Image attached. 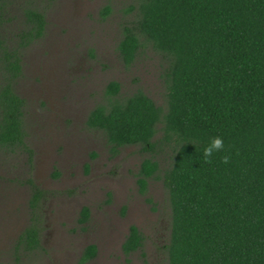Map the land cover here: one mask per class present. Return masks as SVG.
Here are the masks:
<instances>
[{"label": "trees", "instance_id": "16d2710c", "mask_svg": "<svg viewBox=\"0 0 264 264\" xmlns=\"http://www.w3.org/2000/svg\"><path fill=\"white\" fill-rule=\"evenodd\" d=\"M11 4L0 0V149L32 155L26 100L16 85L24 52L44 37L47 19L33 6L14 16ZM131 9L137 12L119 51L127 64L148 46L160 54L165 106L141 89L124 96L121 84L111 81L88 127L105 134L114 154L128 146L151 154L138 181L145 192L148 180L160 177L168 190L167 264H264V0H137ZM215 136L222 137L224 149L206 162L203 148ZM164 148H170L171 160L161 170L154 153ZM29 182L36 210L45 191ZM35 214L19 250L40 246ZM81 215L87 220L89 208ZM143 243L132 226L123 248L131 254ZM96 250L89 245L82 261Z\"/></svg>", "mask_w": 264, "mask_h": 264}, {"label": "rangeland", "instance_id": "374dc122", "mask_svg": "<svg viewBox=\"0 0 264 264\" xmlns=\"http://www.w3.org/2000/svg\"><path fill=\"white\" fill-rule=\"evenodd\" d=\"M11 2L14 16L26 6L44 11L47 28L25 50L16 85L26 100V142L33 153L0 149V264H167L168 190L160 177L150 178L145 192L138 181L151 154L140 146L114 154L105 134L87 125L90 112L106 100L111 81L121 84L124 96L141 89L165 106L160 54L148 46L127 64L119 51L137 0ZM18 25L20 18L13 29ZM164 149L154 153L161 170L171 160L170 148ZM30 180L45 191L36 210ZM84 207L90 215L83 221ZM36 211L40 246L19 250L18 240ZM132 225L142 232L144 247L126 256L123 243ZM91 244L97 255L82 263Z\"/></svg>", "mask_w": 264, "mask_h": 264}, {"label": "clouds", "instance_id": "9594fccd", "mask_svg": "<svg viewBox=\"0 0 264 264\" xmlns=\"http://www.w3.org/2000/svg\"><path fill=\"white\" fill-rule=\"evenodd\" d=\"M224 149V142L222 137L215 136L212 137L209 142L204 146L202 151V158L208 162L214 153L220 152ZM224 163H228V158H224Z\"/></svg>", "mask_w": 264, "mask_h": 264}, {"label": "flooded vegetation", "instance_id": "af4514ba", "mask_svg": "<svg viewBox=\"0 0 264 264\" xmlns=\"http://www.w3.org/2000/svg\"><path fill=\"white\" fill-rule=\"evenodd\" d=\"M84 209V208H83ZM83 209H82V211H83ZM81 214H82V212H81ZM132 226H136V225H132ZM132 226H131V228H132ZM137 227V226H136ZM131 228H130V231H131ZM138 228V227H137ZM139 229V228H138ZM140 230V229H139ZM130 231H129V233H130ZM141 232V231H140ZM142 233V232H141ZM129 235V234H128ZM143 235V234H142ZM144 237V236H143ZM127 239V238H126ZM126 239H125V241H126ZM144 240H145V238H144ZM125 241H124V243H125ZM124 243H123V245H124ZM144 244V243H143ZM91 245H94V244H91ZM143 247H144V245H143ZM96 248H97V246H96ZM139 250H141V249H139ZM139 250H137V251H139ZM97 252H98V248H97V250H96V254L92 257V258H90L89 260H87V261H85V262H83L82 261V259H81V262L82 263H87V262H89V261H91V260H93L95 257H96V255H97ZM123 252H124V254L126 255V256H130V255H132L133 253H131V254H126L125 253V251H124V248H123ZM136 252V251H135ZM84 255V254H83ZM82 258H83V256H82Z\"/></svg>", "mask_w": 264, "mask_h": 264}]
</instances>
